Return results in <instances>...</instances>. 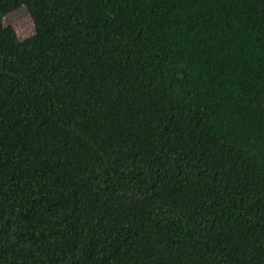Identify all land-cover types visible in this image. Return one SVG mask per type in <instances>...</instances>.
I'll use <instances>...</instances> for the list:
<instances>
[{
  "label": "trees",
  "instance_id": "16d2710c",
  "mask_svg": "<svg viewBox=\"0 0 264 264\" xmlns=\"http://www.w3.org/2000/svg\"><path fill=\"white\" fill-rule=\"evenodd\" d=\"M154 258L264 264V0H0V264Z\"/></svg>",
  "mask_w": 264,
  "mask_h": 264
},
{
  "label": "rangeland",
  "instance_id": "374dc122",
  "mask_svg": "<svg viewBox=\"0 0 264 264\" xmlns=\"http://www.w3.org/2000/svg\"><path fill=\"white\" fill-rule=\"evenodd\" d=\"M3 28H5L7 32L15 34L21 42H27L35 35L34 22L26 9L18 10L9 15L5 19V24ZM80 225L83 231H85L88 227V225L84 222H81ZM102 239L103 234H100L99 237H94L92 239V242L90 246H88L89 248L87 249L89 254L94 252L93 250H97L95 246L98 240L100 241ZM91 248L93 250H91ZM99 251L103 252L101 249ZM168 262V260L165 261L160 258H154L151 261V264H169Z\"/></svg>",
  "mask_w": 264,
  "mask_h": 264
}]
</instances>
